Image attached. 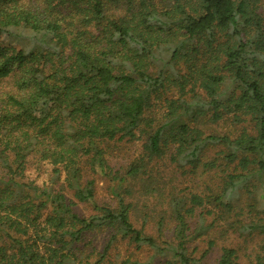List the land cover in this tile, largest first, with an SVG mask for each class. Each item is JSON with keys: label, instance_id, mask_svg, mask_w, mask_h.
<instances>
[{"label": "trees", "instance_id": "obj_1", "mask_svg": "<svg viewBox=\"0 0 264 264\" xmlns=\"http://www.w3.org/2000/svg\"><path fill=\"white\" fill-rule=\"evenodd\" d=\"M226 120L237 136L205 129ZM30 161L50 186L26 180ZM96 177L112 201L79 217ZM227 232L258 238L264 264V0H0V264H106L120 241L207 264Z\"/></svg>", "mask_w": 264, "mask_h": 264}, {"label": "rangeland", "instance_id": "obj_2", "mask_svg": "<svg viewBox=\"0 0 264 264\" xmlns=\"http://www.w3.org/2000/svg\"><path fill=\"white\" fill-rule=\"evenodd\" d=\"M205 129L206 131H213L219 134H229L231 137L237 136V134L241 130L239 126L231 124L227 120L222 121L218 125L206 127ZM139 150L140 145L138 144V142L123 144L121 151L115 153L116 158L111 160V164H126L138 155ZM37 164L38 163L30 161L25 174L26 180L34 183L38 187L50 186L49 178L51 177V166L47 163ZM164 171L168 176L175 175L173 184L171 186H176L178 189H181L182 187H190L189 189L196 191L198 189V185H200L198 180L193 179L189 175H181L177 171H173L171 168H167ZM54 189H58V185L54 186ZM65 193L68 197H71V192ZM111 201V196L109 195L106 182L103 179H97L96 177V191L93 201L87 203H75L72 210L79 217L88 218L91 215L95 214V204L102 205ZM150 202L148 204H150ZM153 203L154 202H152V204ZM138 210L140 211V209ZM244 212L247 213V210ZM252 214L254 215V213ZM136 224L134 225V227H138ZM145 231L151 233V227L146 226ZM209 233H213V230ZM166 235L170 237L167 232ZM211 236L214 237L216 245L206 254L205 261L207 264H213L215 262L220 254V249L222 246L230 245L238 249V264H252V262L255 263V255L258 253L263 254L261 243L258 238L253 237L252 239H246V236L243 237L238 235L237 233L232 234L231 232H227L224 236H222L220 233L212 234ZM107 239L108 236H106L104 233L96 232L89 234L86 237L85 241L88 242L87 244H90L88 250L95 248L97 251L101 249L102 245ZM205 239V236H201L192 244V247L197 246L199 248V253L202 252L203 249H206ZM168 257V255H157L154 253L153 249H150L148 247L135 249L133 245L127 244L126 241H120L111 247L107 256L108 262L106 264H122L123 261L127 259L139 262L150 261L151 264H165V260Z\"/></svg>", "mask_w": 264, "mask_h": 264}]
</instances>
